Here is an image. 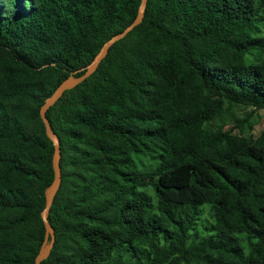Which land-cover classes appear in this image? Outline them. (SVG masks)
Listing matches in <instances>:
<instances>
[{"label": "trees", "instance_id": "trees-1", "mask_svg": "<svg viewBox=\"0 0 264 264\" xmlns=\"http://www.w3.org/2000/svg\"><path fill=\"white\" fill-rule=\"evenodd\" d=\"M140 1L0 0V264H34L44 240L54 146L41 105ZM254 113L264 0H147L141 22L46 111L61 182L41 264H264Z\"/></svg>", "mask_w": 264, "mask_h": 264}, {"label": "water", "instance_id": "water-1", "mask_svg": "<svg viewBox=\"0 0 264 264\" xmlns=\"http://www.w3.org/2000/svg\"><path fill=\"white\" fill-rule=\"evenodd\" d=\"M146 1L147 0L140 1L137 14L134 20L127 27H125L121 32L114 34L109 40L103 43V45L101 46L96 56L85 67L84 72L74 78L73 77L65 78L55 88L53 93L45 99L44 103L41 105L39 109L40 117L45 126V133L47 137L52 141L53 146H54V152L52 156V167L54 171V178L52 182L49 184V186L45 189V207L41 211V218L43 220L44 227H45V236L41 244L39 253L35 257L34 264H41V261L47 258L54 244V241H55V232H54L52 225L48 222L47 216H48L49 209L51 207L53 198L61 182V171H60V166H59V160H60L59 138L57 134L53 131L50 125V122L48 121L46 117V111L51 105H53L56 102L58 98L61 97V95L63 94L65 90L74 87L75 85L83 81L86 77H88L92 72H94L97 66L99 65V63L101 62V60L107 54L109 47L117 40L123 38L129 31H131L134 28V26H136L137 24L141 22L142 17H143V12L146 6Z\"/></svg>", "mask_w": 264, "mask_h": 264}, {"label": "rangeland", "instance_id": "rangeland-1", "mask_svg": "<svg viewBox=\"0 0 264 264\" xmlns=\"http://www.w3.org/2000/svg\"><path fill=\"white\" fill-rule=\"evenodd\" d=\"M245 111H250V108H235L234 113L235 115H238L240 117H242L245 113ZM254 119H252V123H251V128L249 126V133L256 135L259 133L260 130H262L264 128V114L259 113L258 116L254 113ZM230 125H228L226 128H229ZM251 129V130H250ZM204 223H207L208 226L211 224V220L208 218V216H204ZM203 234V231L201 229H199L198 232V237L201 236Z\"/></svg>", "mask_w": 264, "mask_h": 264}]
</instances>
